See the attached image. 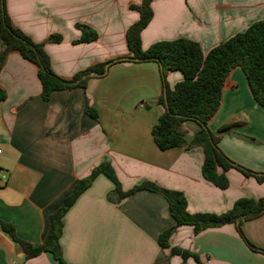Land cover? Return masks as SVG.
I'll return each instance as SVG.
<instances>
[{"label":"crops","instance_id":"1","mask_svg":"<svg viewBox=\"0 0 264 264\" xmlns=\"http://www.w3.org/2000/svg\"><path fill=\"white\" fill-rule=\"evenodd\" d=\"M142 0H6L13 26L34 43L44 44L55 74L71 79L98 64L130 56L126 33L140 14L131 6ZM154 16L142 31L143 49L161 41L186 38L204 54L264 20V0H154ZM83 25L97 34L77 43ZM61 35L60 43L50 37ZM1 50V42H0ZM38 67L18 51L8 54L0 70V221L14 226L19 239L42 245L50 217L75 185L102 162H109L129 191L143 182L182 192L191 214H222L241 198L264 197V182L236 169L223 171L229 187L222 190L202 175L201 147L184 145L161 150L154 129L165 109L162 69L158 63L119 62L87 87L54 92L42 99ZM184 80L169 71L170 89ZM94 109L97 118L87 113ZM221 133L219 147L236 164L264 174V108L253 98L240 67L226 80L221 106L210 122ZM187 143L200 127L186 121ZM235 132L250 142L234 138ZM174 225L166 199L139 191L119 198L115 185L100 175L68 210L60 238L66 264H264V253L250 249L235 224L195 234L178 228L171 247L197 254L186 261L159 245L160 235ZM249 242L264 250V214L244 221ZM0 264H60L47 252L25 260V254L0 229Z\"/></svg>","mask_w":264,"mask_h":264},{"label":"trees","instance_id":"2","mask_svg":"<svg viewBox=\"0 0 264 264\" xmlns=\"http://www.w3.org/2000/svg\"><path fill=\"white\" fill-rule=\"evenodd\" d=\"M153 1L142 0L139 6H131L132 10L139 12L140 18L128 28L126 33L130 56L98 64L77 73L71 79H66L53 71L44 44L34 43L31 38L13 26L6 11V0H0V70L8 54L18 51L25 59L37 65L38 76L42 84L41 96L42 99L48 101L56 91L74 88L85 89L90 74L92 72L103 74L106 66L110 67L124 61L158 63L162 69L164 84V94L159 99V104L164 107L165 111L154 129L156 145L161 150L184 145H187L188 149L201 147L204 153L202 175L206 181L222 190L229 187V180L224 173L218 172L219 168L223 171L236 169L245 176L254 177L259 183H263L264 174L253 172L236 164L220 149L218 144L221 133L230 130L232 126H223L218 134H214L210 130V122L221 106L227 77L236 67L242 69L254 100L264 108V20L253 23L244 32L236 34L207 54L203 53L198 42L186 38L157 42L144 50L141 34L154 16ZM77 28L82 31V37L77 43L96 40L95 31L83 25H77ZM50 41L60 43L62 36L53 35L50 37ZM169 71H179L184 76V80L176 84L174 89H170L166 82ZM6 97V92L0 87V102L4 101ZM86 111L92 117L97 118L94 109L87 107ZM186 121H193L200 127L190 143H187L182 129ZM100 175L105 176L115 185V191L121 199L139 191L159 193L166 199L170 214L174 219V225L160 235L159 245L163 249H170L172 255L181 256L184 261L193 258L199 262V257L191 251L171 247V236L182 226H190L195 234H199L209 228L235 224L250 249L264 253V250L256 248L249 242L242 229L244 221L255 219L264 214V197L238 199L230 210L222 214H191L187 210V199L182 192L162 189L151 182H143L129 191H123L116 172L109 162H102L88 177L80 180L75 185L73 192L65 199L62 207L53 212L42 245L33 246L19 239L11 224L0 221V229L21 248L25 254V260L47 252L60 264H66L60 243L64 228V216Z\"/></svg>","mask_w":264,"mask_h":264},{"label":"water","instance_id":"3","mask_svg":"<svg viewBox=\"0 0 264 264\" xmlns=\"http://www.w3.org/2000/svg\"><path fill=\"white\" fill-rule=\"evenodd\" d=\"M108 71V66L105 67V72L103 74L101 73H98V72H92L90 74V76H94V77H98V76H102V75H105ZM230 135L234 138H238L240 140H243V141H246V142H250V139L244 135H241V134H238V133H235V132H231Z\"/></svg>","mask_w":264,"mask_h":264},{"label":"built area","instance_id":"4","mask_svg":"<svg viewBox=\"0 0 264 264\" xmlns=\"http://www.w3.org/2000/svg\"><path fill=\"white\" fill-rule=\"evenodd\" d=\"M2 153V149L0 148V154ZM0 179L1 180H6V175L3 171L0 170Z\"/></svg>","mask_w":264,"mask_h":264},{"label":"rangeland","instance_id":"5","mask_svg":"<svg viewBox=\"0 0 264 264\" xmlns=\"http://www.w3.org/2000/svg\"><path fill=\"white\" fill-rule=\"evenodd\" d=\"M147 50V49H146Z\"/></svg>","mask_w":264,"mask_h":264}]
</instances>
